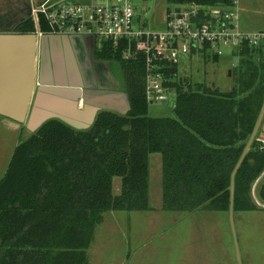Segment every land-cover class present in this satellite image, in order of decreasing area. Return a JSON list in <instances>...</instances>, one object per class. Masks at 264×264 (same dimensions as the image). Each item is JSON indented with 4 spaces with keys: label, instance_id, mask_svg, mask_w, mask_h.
Wrapping results in <instances>:
<instances>
[{
    "label": "trees",
    "instance_id": "trees-1",
    "mask_svg": "<svg viewBox=\"0 0 264 264\" xmlns=\"http://www.w3.org/2000/svg\"><path fill=\"white\" fill-rule=\"evenodd\" d=\"M41 30L49 31L43 18ZM35 31L30 18L15 32ZM124 51L104 44L96 57L120 66L132 106L128 115L103 111L82 131L53 119L14 149L0 181V264H89L88 250L105 213L152 210L155 153L162 155L164 211L229 214L232 174L264 104V41L240 46V88L230 92L178 79L177 65L164 70V86L176 96L174 114L166 117L149 114L144 57L127 59ZM263 173L264 141L258 134L235 178V215L259 210L251 189ZM259 197L264 202V183Z\"/></svg>",
    "mask_w": 264,
    "mask_h": 264
},
{
    "label": "rangeland",
    "instance_id": "rangeland-1",
    "mask_svg": "<svg viewBox=\"0 0 264 264\" xmlns=\"http://www.w3.org/2000/svg\"><path fill=\"white\" fill-rule=\"evenodd\" d=\"M170 0H133L141 21L148 27L162 24L168 9L176 4ZM239 12L241 29L258 34L264 32V0H232ZM32 17V16H31ZM236 47H222L219 62L210 51L196 56H181L178 79L188 78L192 84L204 83L223 92L240 88V67ZM114 74L123 84V73L114 65ZM176 96L169 95L166 106L149 104V114L166 117L174 114ZM264 122V120H263ZM258 134L264 141V123ZM0 124V181L4 177L14 149L32 134ZM258 136V135H257ZM264 173L253 184L251 196L258 211L239 212L235 228L242 264H264V202L259 190ZM115 192L120 191V179L115 180ZM149 196L152 210L110 211L98 226L88 250L89 264H239L230 215L225 212H168L163 205L162 155H150Z\"/></svg>",
    "mask_w": 264,
    "mask_h": 264
},
{
    "label": "built area",
    "instance_id": "built-area-1",
    "mask_svg": "<svg viewBox=\"0 0 264 264\" xmlns=\"http://www.w3.org/2000/svg\"><path fill=\"white\" fill-rule=\"evenodd\" d=\"M42 18L48 26L41 30ZM33 21L43 35L93 37L97 49L104 44L124 46L125 58L145 60V93L149 103L166 106L172 90L164 86L163 71L178 66L181 56L210 51L220 57L222 47L243 43L257 47L264 32H244L236 3L178 4L168 9L162 24L148 27L140 19L133 0H49L36 8ZM238 65V59L234 66Z\"/></svg>",
    "mask_w": 264,
    "mask_h": 264
},
{
    "label": "water",
    "instance_id": "water-1",
    "mask_svg": "<svg viewBox=\"0 0 264 264\" xmlns=\"http://www.w3.org/2000/svg\"><path fill=\"white\" fill-rule=\"evenodd\" d=\"M0 34V90L12 85L18 93V103L1 105L0 115L36 133L46 122L58 119L76 130L90 129L103 111H112L126 116L131 112L130 97L125 84L109 71L112 62L96 60L97 42L93 37L43 35L34 33ZM85 40L93 46L92 64L102 68L101 75L95 73L90 61L83 64L71 51L61 55L55 43L69 44ZM10 64L12 66H10ZM109 72V73H108ZM110 75V77H108ZM46 93L59 94L67 104L61 105L59 114H44L41 110ZM1 99H4L1 97ZM6 99H9L6 97ZM65 103V102H64ZM79 105L80 108H79ZM264 120V104L250 140L232 174L230 222L240 260V250L235 228L234 194L236 175L250 151Z\"/></svg>",
    "mask_w": 264,
    "mask_h": 264
},
{
    "label": "crops",
    "instance_id": "crops-1",
    "mask_svg": "<svg viewBox=\"0 0 264 264\" xmlns=\"http://www.w3.org/2000/svg\"><path fill=\"white\" fill-rule=\"evenodd\" d=\"M49 0H0V34L16 33L17 27L26 20L33 18V12L36 8L45 4ZM232 1V0H231ZM32 16V17H31ZM22 34V33H20ZM57 51L61 55H67L69 51L76 55L73 44H65V42L55 43ZM5 60L0 58V63ZM10 66H12L10 64ZM110 77V75L108 76ZM3 97L4 99H1ZM9 98V99H6ZM65 102V103H64ZM18 103V93L16 87L12 85L5 88L2 92L0 90V106L1 105H15ZM67 101L63 100V96L59 94L46 93L43 96L42 112L44 114H59L61 112V105H66ZM81 105H79L80 108ZM6 107H0L5 109ZM0 124L11 125L17 130H23L24 124H19L11 119L0 115Z\"/></svg>",
    "mask_w": 264,
    "mask_h": 264
},
{
    "label": "flooded vegetation",
    "instance_id": "flooded-vegetation-1",
    "mask_svg": "<svg viewBox=\"0 0 264 264\" xmlns=\"http://www.w3.org/2000/svg\"><path fill=\"white\" fill-rule=\"evenodd\" d=\"M73 44L74 51L77 53L76 55L80 58L81 63L85 64L86 60L90 61V64L92 66V69L95 73H98V75H101L102 68L100 66L95 67L94 64H92L90 56L91 51L93 50V46L90 42L83 41V40H76L74 42H71ZM96 60H99L95 55ZM100 61V60H99ZM109 71L114 75V65L109 68ZM109 73V72H108Z\"/></svg>",
    "mask_w": 264,
    "mask_h": 264
}]
</instances>
